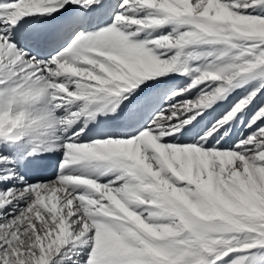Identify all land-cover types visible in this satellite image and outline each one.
<instances>
[{"label": "snow or ice", "instance_id": "1", "mask_svg": "<svg viewBox=\"0 0 264 264\" xmlns=\"http://www.w3.org/2000/svg\"><path fill=\"white\" fill-rule=\"evenodd\" d=\"M0 264H264V0H0Z\"/></svg>", "mask_w": 264, "mask_h": 264}]
</instances>
